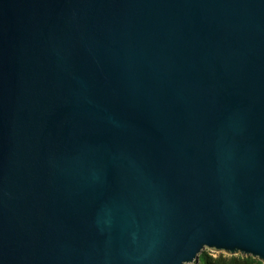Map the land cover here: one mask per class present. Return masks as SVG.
<instances>
[{
	"label": "water",
	"instance_id": "water-1",
	"mask_svg": "<svg viewBox=\"0 0 264 264\" xmlns=\"http://www.w3.org/2000/svg\"><path fill=\"white\" fill-rule=\"evenodd\" d=\"M264 262V0H0V264Z\"/></svg>",
	"mask_w": 264,
	"mask_h": 264
},
{
	"label": "trees",
	"instance_id": "trees-1",
	"mask_svg": "<svg viewBox=\"0 0 264 264\" xmlns=\"http://www.w3.org/2000/svg\"><path fill=\"white\" fill-rule=\"evenodd\" d=\"M198 263L199 264H264L262 260L251 255L249 256L243 254L229 255L223 252L216 255L215 253H211L209 251H204L201 254Z\"/></svg>",
	"mask_w": 264,
	"mask_h": 264
},
{
	"label": "rangeland",
	"instance_id": "rangeland-1",
	"mask_svg": "<svg viewBox=\"0 0 264 264\" xmlns=\"http://www.w3.org/2000/svg\"><path fill=\"white\" fill-rule=\"evenodd\" d=\"M204 251H209L211 253H215L216 255L219 254V253H222V251H218V250L211 249V248H206ZM223 253H226V252H223ZM191 264H199V263L198 262H194V263H191Z\"/></svg>",
	"mask_w": 264,
	"mask_h": 264
}]
</instances>
